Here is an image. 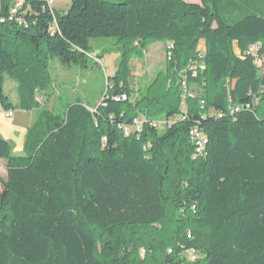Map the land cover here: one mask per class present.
<instances>
[{"label": "trees", "instance_id": "trees-1", "mask_svg": "<svg viewBox=\"0 0 264 264\" xmlns=\"http://www.w3.org/2000/svg\"><path fill=\"white\" fill-rule=\"evenodd\" d=\"M93 38L121 51L101 101L41 111L23 156L0 136V264H264V0H0V107L39 108L50 58ZM154 42L168 59L134 98Z\"/></svg>", "mask_w": 264, "mask_h": 264}, {"label": "rangeland", "instance_id": "rangeland-1", "mask_svg": "<svg viewBox=\"0 0 264 264\" xmlns=\"http://www.w3.org/2000/svg\"><path fill=\"white\" fill-rule=\"evenodd\" d=\"M17 1L14 0V3ZM51 5L59 13H64L70 6V0H53ZM118 42L113 38L90 39V53L84 62L65 64L56 57H51L49 71L53 81L52 95L49 98L40 95L39 108L21 110L16 107L11 117H5L4 109L0 107V136L10 143L13 156L24 155L30 128L36 123L41 111L62 112L76 99L89 106L101 101V95L108 88L107 78L118 66L121 53L117 48ZM167 48L168 45L164 42H154L141 55L130 56V81L134 98L155 78L157 72L164 69L168 59ZM14 86L16 87L14 80L6 76L5 93L16 105L17 94ZM193 92H196V88H193ZM5 172V161L0 160V175L5 176Z\"/></svg>", "mask_w": 264, "mask_h": 264}, {"label": "built area", "instance_id": "built-area-1", "mask_svg": "<svg viewBox=\"0 0 264 264\" xmlns=\"http://www.w3.org/2000/svg\"><path fill=\"white\" fill-rule=\"evenodd\" d=\"M52 2H53V0H48V4H52ZM13 115V110H7V111H4V116L5 117H11ZM195 134V133H194ZM192 138H193V136H192ZM195 138H198V142H197V149H196V151L198 152V153H201L202 152V146H203V144L205 143V139L203 138V137H201L200 135H198V134H196L195 136H194V139ZM187 237H190V235L188 234L187 235ZM168 252L170 253L171 252V249H168ZM140 253H141V255H143V253H144V251L141 249L140 250ZM188 253V256H189V258L191 259V260H194L195 259V257H196V253H195V251L194 250H190L189 252H187Z\"/></svg>", "mask_w": 264, "mask_h": 264}, {"label": "crops", "instance_id": "crops-1", "mask_svg": "<svg viewBox=\"0 0 264 264\" xmlns=\"http://www.w3.org/2000/svg\"><path fill=\"white\" fill-rule=\"evenodd\" d=\"M191 2H195V3H197V2H198V0H192Z\"/></svg>", "mask_w": 264, "mask_h": 264}]
</instances>
